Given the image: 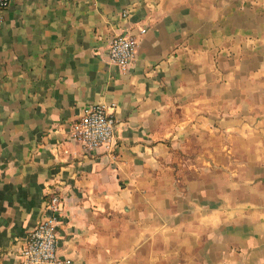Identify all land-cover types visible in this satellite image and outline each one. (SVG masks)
<instances>
[{"label":"crops","instance_id":"crops-1","mask_svg":"<svg viewBox=\"0 0 264 264\" xmlns=\"http://www.w3.org/2000/svg\"><path fill=\"white\" fill-rule=\"evenodd\" d=\"M124 31L138 39L121 69L108 45ZM96 102L113 155L68 137ZM52 191L75 264H264V0H11L0 264H20Z\"/></svg>","mask_w":264,"mask_h":264},{"label":"built area","instance_id":"built-area-1","mask_svg":"<svg viewBox=\"0 0 264 264\" xmlns=\"http://www.w3.org/2000/svg\"><path fill=\"white\" fill-rule=\"evenodd\" d=\"M11 0H0V23ZM140 31H144L141 28ZM138 35L124 31L112 36L108 45L109 59L125 69L134 60ZM116 118L101 102L86 105L71 124L68 137L78 143L84 153L102 148L113 155L118 146ZM48 210L29 231L17 249L20 264H75L69 256L58 253L57 227L62 221L63 201L57 191H52L45 201Z\"/></svg>","mask_w":264,"mask_h":264}]
</instances>
